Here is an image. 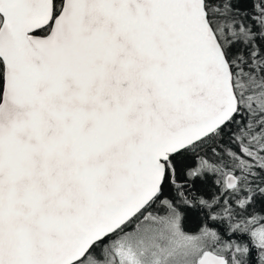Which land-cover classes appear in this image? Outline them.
I'll return each mask as SVG.
<instances>
[{
  "label": "snow or ice",
  "instance_id": "snow-or-ice-1",
  "mask_svg": "<svg viewBox=\"0 0 264 264\" xmlns=\"http://www.w3.org/2000/svg\"><path fill=\"white\" fill-rule=\"evenodd\" d=\"M0 264H264V0H0Z\"/></svg>",
  "mask_w": 264,
  "mask_h": 264
}]
</instances>
